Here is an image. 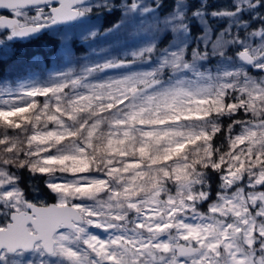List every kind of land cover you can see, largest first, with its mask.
I'll return each mask as SVG.
<instances>
[{"label": "snow or ice", "instance_id": "1", "mask_svg": "<svg viewBox=\"0 0 264 264\" xmlns=\"http://www.w3.org/2000/svg\"><path fill=\"white\" fill-rule=\"evenodd\" d=\"M0 264H264V0H0Z\"/></svg>", "mask_w": 264, "mask_h": 264}, {"label": "trees", "instance_id": "2", "mask_svg": "<svg viewBox=\"0 0 264 264\" xmlns=\"http://www.w3.org/2000/svg\"><path fill=\"white\" fill-rule=\"evenodd\" d=\"M34 51H40V49L39 48H36V49H34Z\"/></svg>", "mask_w": 264, "mask_h": 264}]
</instances>
